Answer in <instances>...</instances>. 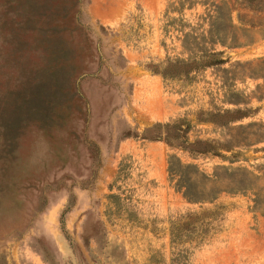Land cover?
<instances>
[{
  "label": "rangeland",
  "instance_id": "1",
  "mask_svg": "<svg viewBox=\"0 0 264 264\" xmlns=\"http://www.w3.org/2000/svg\"><path fill=\"white\" fill-rule=\"evenodd\" d=\"M0 264H264V0H0Z\"/></svg>",
  "mask_w": 264,
  "mask_h": 264
},
{
  "label": "trees",
  "instance_id": "2",
  "mask_svg": "<svg viewBox=\"0 0 264 264\" xmlns=\"http://www.w3.org/2000/svg\"><path fill=\"white\" fill-rule=\"evenodd\" d=\"M170 171H171L172 173H175V172H173V171H174V168H173V167L171 168V170H170ZM187 196H188V195H187Z\"/></svg>",
  "mask_w": 264,
  "mask_h": 264
}]
</instances>
